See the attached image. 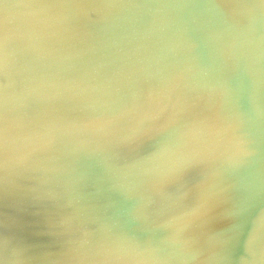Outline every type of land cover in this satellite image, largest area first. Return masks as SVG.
<instances>
[{"label":"water","instance_id":"1","mask_svg":"<svg viewBox=\"0 0 264 264\" xmlns=\"http://www.w3.org/2000/svg\"><path fill=\"white\" fill-rule=\"evenodd\" d=\"M249 3L0 0L6 33L19 36L8 49L9 58L19 60L5 80V109L25 123L69 98L82 110H103L119 89L151 81H182L218 110L229 94L232 119L217 152L222 195L209 209L207 226L197 229L199 262L222 251L226 264H257L252 245L264 247V9L259 0ZM29 146L13 140L9 156ZM152 150L147 141L114 159L104 145L69 128L54 155L33 161L31 182L0 190V237L33 256L60 259L63 214L74 212L94 233L111 226L121 237L116 246L158 250L155 258L163 264H196L187 236L168 228L162 216L145 222L140 215L150 195L141 187L142 174L162 173L174 157L117 176V169H131ZM185 182L192 191L204 183L197 171ZM225 231V245L210 243Z\"/></svg>","mask_w":264,"mask_h":264},{"label":"snow or ice","instance_id":"2","mask_svg":"<svg viewBox=\"0 0 264 264\" xmlns=\"http://www.w3.org/2000/svg\"><path fill=\"white\" fill-rule=\"evenodd\" d=\"M88 2L60 0L61 6ZM232 2L250 4L249 0ZM259 2L264 9V0ZM18 40L19 36L6 33L0 21V190L15 189L25 180L31 182L33 161L54 155L69 128L104 145L114 159L152 141L153 150L131 169H117V176L126 175L145 162L174 157L162 173L142 174L141 187L150 195L140 215L145 222L164 217L168 228L188 237L186 247L196 252V264H200L203 249L197 240V229L207 226L209 209L222 195L217 152L222 147L223 127L232 119L230 95L226 94V103L218 110L213 101L193 93L182 81H151L140 83L135 89H119L103 110H82L73 106L69 98L55 107L39 110L37 118L25 123L13 119L4 103L5 80L12 78V67L19 60L16 55L10 59L8 49ZM13 140L27 141L30 146L10 157ZM192 171L199 172L204 181L195 191L185 182ZM234 214L235 210L228 213ZM61 234L65 252L60 259L43 254L33 256L14 240L0 237V264H163L155 258L158 250L146 253L135 245L116 246L114 241L121 237L111 226H106L103 234L89 231L81 214L64 211ZM228 238L230 231L217 233L210 243L225 245ZM260 239L264 241V231ZM252 250L257 264H264V247L253 244ZM147 254L153 258L144 259ZM206 264H226V258L222 251L216 252Z\"/></svg>","mask_w":264,"mask_h":264}]
</instances>
